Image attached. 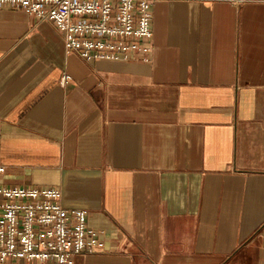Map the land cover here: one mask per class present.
<instances>
[{
    "label": "crops",
    "instance_id": "1",
    "mask_svg": "<svg viewBox=\"0 0 264 264\" xmlns=\"http://www.w3.org/2000/svg\"><path fill=\"white\" fill-rule=\"evenodd\" d=\"M153 1L127 61L0 7V188L87 211L106 246L74 264H264V0Z\"/></svg>",
    "mask_w": 264,
    "mask_h": 264
},
{
    "label": "built area",
    "instance_id": "2",
    "mask_svg": "<svg viewBox=\"0 0 264 264\" xmlns=\"http://www.w3.org/2000/svg\"><path fill=\"white\" fill-rule=\"evenodd\" d=\"M153 0H0L52 21L68 53L84 60H148L153 48ZM72 80L64 74L60 84ZM4 170L0 167V172ZM0 264H74L79 255L105 249L88 225L87 211L63 206L56 187L0 188Z\"/></svg>",
    "mask_w": 264,
    "mask_h": 264
}]
</instances>
